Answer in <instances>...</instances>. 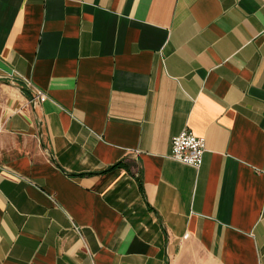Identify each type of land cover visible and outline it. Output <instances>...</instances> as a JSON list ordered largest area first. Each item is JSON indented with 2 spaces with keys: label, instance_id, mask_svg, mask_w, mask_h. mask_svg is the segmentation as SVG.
<instances>
[{
  "label": "crops",
  "instance_id": "crops-1",
  "mask_svg": "<svg viewBox=\"0 0 264 264\" xmlns=\"http://www.w3.org/2000/svg\"><path fill=\"white\" fill-rule=\"evenodd\" d=\"M0 166V264H264V0H0Z\"/></svg>",
  "mask_w": 264,
  "mask_h": 264
},
{
  "label": "built area",
  "instance_id": "built-area-1",
  "mask_svg": "<svg viewBox=\"0 0 264 264\" xmlns=\"http://www.w3.org/2000/svg\"><path fill=\"white\" fill-rule=\"evenodd\" d=\"M44 100L45 97L43 95L37 94L29 102L34 105L38 102L42 103ZM204 152L205 139L195 136L188 130H184L171 138L169 153L171 160L199 169L203 163Z\"/></svg>",
  "mask_w": 264,
  "mask_h": 264
}]
</instances>
